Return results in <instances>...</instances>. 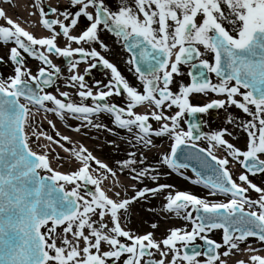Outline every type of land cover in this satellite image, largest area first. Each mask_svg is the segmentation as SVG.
Returning a JSON list of instances; mask_svg holds the SVG:
<instances>
[{
	"label": "snow or ice",
	"instance_id": "1",
	"mask_svg": "<svg viewBox=\"0 0 264 264\" xmlns=\"http://www.w3.org/2000/svg\"><path fill=\"white\" fill-rule=\"evenodd\" d=\"M69 5L61 9L35 0L39 23L49 33L42 36L26 30L0 7V19L6 21L0 25V43L11 45L8 59L14 65L11 76L0 78V264H228L226 258L236 251L249 253L247 261L240 259L237 264H264L260 254L264 187L249 178L264 174V0H120L115 9L106 0H69ZM82 19L86 23L76 33ZM101 26L123 42L139 87L130 84L97 47H85L98 43L108 49L100 39ZM208 53L212 60L205 58ZM25 54L41 62L35 73L26 65ZM53 56L68 60L70 75L65 83L77 89L79 102L57 85L62 72ZM101 62L111 70V78L107 83L96 81L94 90L85 76ZM81 63L87 65L83 74ZM185 64L190 66L191 82L180 83L174 91L175 78L183 75ZM205 73L215 74L217 82ZM53 86L56 93L46 91ZM209 92L224 98L193 103L194 93ZM122 94H126L124 106L109 100ZM226 105L252 117L239 125L247 133L244 148L225 138L231 135L227 128L206 133L189 119ZM138 106L148 110L138 112ZM33 109L55 113L62 120L71 115L82 122L76 132L107 128L95 122L107 113L145 149L155 147L153 137L167 136L169 151L156 165L145 164L143 153L137 159L135 151L117 161L119 171L127 169L137 183L131 185V195L123 186L109 195L103 182L109 175L115 178L116 170L87 147H65L61 140L71 142L70 136L57 131L61 140H56L45 132L33 133L37 141L45 137L74 154L81 163L71 172L52 166L47 144L43 147L49 151L33 149L26 131L32 126ZM153 120L159 127H153ZM227 122L234 123L231 115ZM49 124L56 128L53 121ZM201 139L208 147L197 143ZM217 148L226 155H217ZM182 152L185 160L201 163V170L192 169L196 174L192 182L203 184L209 196L223 194L227 199L210 201L188 191H168L166 209L190 221V228H172L162 240L153 232L126 229L123 220L134 202L174 187L137 184L146 178L158 182L162 175L158 169L165 165L183 176L180 170L190 165L181 162ZM92 162L98 167L94 169ZM233 162L246 170L239 182L229 167ZM250 190L258 198L248 195ZM213 230H222V241L211 238ZM250 238L260 247H253ZM153 250L159 259L153 258Z\"/></svg>",
	"mask_w": 264,
	"mask_h": 264
},
{
	"label": "rangeland",
	"instance_id": "2",
	"mask_svg": "<svg viewBox=\"0 0 264 264\" xmlns=\"http://www.w3.org/2000/svg\"><path fill=\"white\" fill-rule=\"evenodd\" d=\"M3 0H0V6L3 4L6 6L8 3L4 2L2 3ZM112 1V0H110ZM115 1V0H114ZM26 2L28 0H25V6ZM130 2V1H129ZM45 5H50V6H57L65 8L68 7L70 8L69 5V0H44ZM116 2H109L108 4L113 6V9L116 8V6L113 4ZM9 13L11 15H18L20 18L26 17V15L23 13H20L18 11V5L17 3H14L13 0L10 1V6H8ZM25 10L27 8L25 7ZM29 10V9H28ZM1 20V19H0ZM2 25L5 24V20L2 19ZM231 28V26H230ZM48 35V34H45ZM2 51H0L1 53ZM213 82H217L216 79L210 74ZM208 94L205 95V99L208 100ZM237 99H240V97H237ZM169 114H172V111H169ZM231 115L233 117L234 123H228L227 122V117ZM203 122H204V129L207 133H210L212 131H218L222 128H227L231 135L225 136L226 139L231 141V143L235 144L238 147L244 148L246 141H247V133L239 126L242 122L247 121L252 119L251 116H249L247 113H244L241 109L236 107L235 105L231 106H225L224 108H220L218 110V116L216 118H213L210 114V112L205 113V115L202 117ZM155 124H157V127H159V123L155 121ZM182 124L185 126V121H182ZM163 143V142H162ZM208 143V142H207ZM155 147H151L150 149H145L143 146L140 148H135L134 151L136 152V157L137 159L141 158V153H143V157H146L147 159L145 160V164H151V165H156L161 159V154L164 152H167L169 150V145H164L161 143H154ZM50 146H54V143L50 141ZM104 144L101 143L100 141H94L92 144V148L95 149L96 151L103 153V155L106 157H103L101 155V158L99 157L98 159H101L104 163H108L110 167H112L114 170L117 172L116 177H126L132 184L137 183L136 181H133L130 179L128 170L125 169L124 172L119 171V165L117 164V161L123 160L128 158V154L133 151H128V149H125L124 153H120L117 155L114 150L110 145H107V148H103ZM116 146L122 147L124 146L123 143L119 142L116 143ZM216 154L221 155L224 154L226 155V152L220 148L216 149ZM229 159H231L229 157ZM52 160V166H55V156L51 158ZM63 160L64 159H60ZM66 162H73L71 166L75 165L77 166L78 163L76 159H74L71 156H68L66 159ZM76 161V162H75ZM70 162V163H71ZM75 162V163H74ZM238 165V166H237ZM138 167H143L142 165H137ZM98 166H95V168ZM78 168V166L76 167ZM75 168V169H76ZM230 169L233 172V177L237 179V182H239V175L244 172L242 168L240 167L239 164L233 162L230 164ZM74 170V169H73ZM162 175L160 177V180L158 182H154L151 179L146 178L142 184H137L138 187H143L145 184L150 186V187H155L156 183H164L168 185L174 186L171 189H166L162 191L161 193L157 195H151L149 194L147 199L140 200L138 202H135L134 204L131 205L130 211L126 214L123 220V226L126 229H131L134 233L140 234L144 232H153L155 238L158 237L157 234V229L162 230L166 236L169 234L170 230L175 227H185L188 226L190 228L191 222L186 221L183 219V216H177L173 212H169L166 207V194L168 191H172L173 193L177 190L180 191H188L193 194H197L201 197H206L210 201H224L227 199L226 196L223 194H218L216 196H209L208 195V189L203 185V184H196L193 183L192 181L196 179V177L190 172L185 169H181L180 171L184 173V175H180L178 172L173 171L172 169L168 168L166 165L162 166L158 169ZM95 174V173H94ZM187 177H191L192 179H188ZM130 190L127 192L128 195H131L134 193V189L129 187ZM119 190H121V186L118 187ZM253 199L258 198V193H252L251 190L248 193ZM195 215V214H194ZM155 223L157 225L156 228H152V224ZM169 226L172 228L165 229ZM212 239H216L217 241H222V236L223 232L222 230H213L212 233H209ZM164 236L163 238H165ZM158 240V239H157ZM201 241H198L200 243ZM154 255H157L159 253H156L155 250H153ZM158 256V255H157Z\"/></svg>",
	"mask_w": 264,
	"mask_h": 264
},
{
	"label": "flooded vegetation",
	"instance_id": "3",
	"mask_svg": "<svg viewBox=\"0 0 264 264\" xmlns=\"http://www.w3.org/2000/svg\"><path fill=\"white\" fill-rule=\"evenodd\" d=\"M132 2V0H129ZM109 2H116L113 3L116 7L120 3V0H106V3ZM110 6V5H109ZM113 8V6H110ZM31 11L34 10L33 8H30ZM74 10V9H73ZM35 12V10H34ZM35 15L27 14V24L31 28V30H34L35 23H31V19L35 17ZM86 23V20L81 21L77 29L75 30L76 33H79V31L84 27V24ZM230 28V26H228ZM100 39L104 41L105 44H107L109 47L107 50L101 49L99 47V44L96 43L94 45H85V47H97L98 50L101 51L102 55L105 56L110 62L115 64L118 68V70L121 72V74L129 81L130 84L139 87L140 81L137 79V76L134 72V70H130L131 66L127 63L129 53L123 46V42L115 37V35L111 32H109L106 29H103L101 26V30L99 32ZM59 43L61 46L64 45L65 41L64 38H59ZM10 45V44H9ZM11 46V45H10ZM1 50H4V48H1ZM203 51V48H202ZM8 55L4 54V60L0 61V73H2V78H7V76H11L13 74L14 65L12 62L7 58ZM25 63L26 65L32 69V71L35 73L37 69L41 66V62L33 58L31 56H28L25 54ZM205 58L211 60L210 54H206ZM53 61L60 66L62 75L57 80V85H59L61 91H68L71 95V98L74 102H79L80 98L78 95H76L77 89L70 88L65 83V78L70 75L68 71V60L64 57H58L53 56ZM87 67L85 63H81L79 66V71L83 74L84 69ZM181 70L183 75L176 76L175 83L172 86L174 91L178 90L180 83H190L191 78L188 75L190 71V66L185 64L181 66ZM214 75V74H213ZM1 76V75H0ZM111 78V70L104 67V65L101 63H97L96 67L92 69L86 76V82L89 86L93 87L94 90H96V81H103L104 83H107V81ZM46 91H51L56 93L57 89L55 86L46 89ZM109 100L113 103H116L118 105L124 106L126 104V94L122 95H113L109 98ZM193 103L196 102V99L192 100ZM87 103H91V101H87ZM51 106V105H50ZM141 106L137 107V111L140 112ZM175 110V109H173ZM54 118L56 120V128H55V134L54 137L56 140H61L59 136H57V131H59L63 135L70 136L71 138L75 139L78 144H73L71 142H65L61 140V143L65 145L67 148H76L78 145L87 147L89 151H93L92 144L94 141H100L104 144L103 148H107V145H110L114 150V152L119 155L120 153H124L125 149H128V151H134L135 148H140V143L134 139V135L129 133L126 129H122L119 126L115 125L113 123V117L110 114L102 113L98 117L95 118V122L100 123L102 125H107V128L101 127L99 129L92 128V127H86L82 128L80 132H76L75 128L80 125L82 122L73 118L71 115H67L64 120L60 119L58 115L54 113ZM108 129H111L109 131ZM156 140V137H153V141ZM123 143L124 146L118 147L116 146V143ZM200 143L203 145H208L207 140L201 139ZM64 147V148H65ZM104 153V152H103ZM103 153H100V155L104 156ZM105 157V156H104ZM59 166L61 168H65L63 166V163L61 161L58 162ZM249 178L256 183L258 186L264 187V174H255L249 176ZM251 245H260L258 241L255 240V238H250ZM241 247H244V245H241ZM259 248V247H258ZM238 252V251H236Z\"/></svg>",
	"mask_w": 264,
	"mask_h": 264
},
{
	"label": "bare ground",
	"instance_id": "4",
	"mask_svg": "<svg viewBox=\"0 0 264 264\" xmlns=\"http://www.w3.org/2000/svg\"><path fill=\"white\" fill-rule=\"evenodd\" d=\"M14 1H15V2L17 3V5H18V11H19L20 13H23V12L25 11V7H26V6H25V0H14ZM3 8L5 9L7 15L10 16L13 20L16 21V19H15L13 16H11L10 14H8V11H7V9H6L4 6H3ZM17 22L20 23L23 27H25L20 21H17ZM115 182H118L119 185H121V186H123V187H126L127 192L130 190L129 187H131V183H130V181H129L128 179L122 177V178H119L118 180H116ZM115 190H119L118 187L115 186ZM168 228L170 229V228H172V227H171V226H169V227L166 226L165 229H168ZM169 229H168V230H169ZM156 231H157V234H158V237H156V239H158V240H162L163 237L166 236V234H164V233L162 232V230L157 229ZM140 234H141V233H140ZM252 246H253V247H256V248L260 247V245H258V246H256V245H252ZM260 254L264 255V251H262ZM157 255H158V257H159V254H157ZM248 256H249V253H247V252H241V251H240V252L236 253L235 255H230V256L227 257L226 259L228 260V264H236L237 261L240 260V259H244V260L247 261Z\"/></svg>",
	"mask_w": 264,
	"mask_h": 264
},
{
	"label": "water",
	"instance_id": "5",
	"mask_svg": "<svg viewBox=\"0 0 264 264\" xmlns=\"http://www.w3.org/2000/svg\"><path fill=\"white\" fill-rule=\"evenodd\" d=\"M180 160H181L182 163H184V162L189 163V165H190L189 168L190 169L195 168L197 170H201V163H200V161L198 159L192 158V159H189V160H185L184 159V153L182 152L181 155H180ZM207 174H210V173H207Z\"/></svg>",
	"mask_w": 264,
	"mask_h": 264
}]
</instances>
